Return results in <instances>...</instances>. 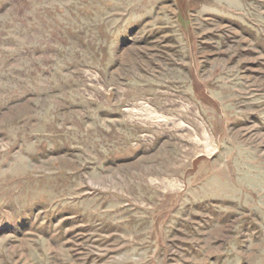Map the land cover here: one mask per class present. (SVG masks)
Returning <instances> with one entry per match:
<instances>
[{
    "label": "rangeland",
    "instance_id": "1",
    "mask_svg": "<svg viewBox=\"0 0 264 264\" xmlns=\"http://www.w3.org/2000/svg\"><path fill=\"white\" fill-rule=\"evenodd\" d=\"M0 264H264V0H0Z\"/></svg>",
    "mask_w": 264,
    "mask_h": 264
}]
</instances>
